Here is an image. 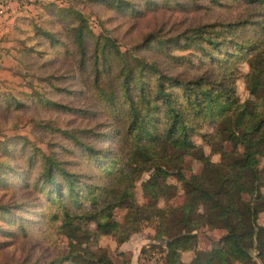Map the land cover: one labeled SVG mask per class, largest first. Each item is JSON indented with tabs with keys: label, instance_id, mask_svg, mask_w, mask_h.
I'll use <instances>...</instances> for the list:
<instances>
[{
	"label": "trees",
	"instance_id": "1",
	"mask_svg": "<svg viewBox=\"0 0 264 264\" xmlns=\"http://www.w3.org/2000/svg\"><path fill=\"white\" fill-rule=\"evenodd\" d=\"M111 1L117 10L130 2ZM209 1L236 2L242 12L230 21L197 23L171 34L148 33L142 43L124 50L112 36L101 33L94 36L87 56L85 37L90 31L86 19L78 10L66 8L73 24L70 37L78 67L83 68L86 58L90 61L92 94L113 109L114 120L123 121L121 131L115 126V135L123 133L127 140L122 158L131 173L123 172L109 152L100 167L110 175L111 183L96 187L84 184L82 191L77 174L68 171L64 162L41 154L32 189L50 207L47 220L56 221L54 230L63 236L66 248L47 262L33 264H130L122 252L113 262L97 245V239L110 235L120 244L138 232L141 222L152 220L162 227L153 239L164 253L163 264H181L180 251L190 249L194 251L190 264H257L250 248L264 264V225L256 224L258 214L264 211V0ZM132 2L143 6L149 1ZM248 26H256L262 35L256 39L257 45L246 46L245 40H237V32ZM34 29L35 35L55 41L53 31L41 26ZM146 43L154 44L176 64L196 55L200 67L190 76L169 73L163 62L141 56L139 49ZM171 50L188 52L176 55ZM243 58L247 64L242 75L247 98L239 102L229 62ZM62 108L79 113L74 107ZM205 123L211 130L201 133ZM69 137L78 148L90 151L79 138ZM195 137L201 142L196 143ZM203 146L209 154L204 153ZM210 154H217L218 160L211 161ZM186 156L200 163L202 178L197 184L183 175ZM142 173L148 177L140 181L143 203L137 205L132 189ZM2 175L0 172L3 187L7 182ZM167 177L174 182H168ZM95 188L102 193L94 194ZM178 194L181 203L172 205L170 200ZM14 205L0 203L1 221ZM115 208L123 211L120 220L113 216ZM41 216L45 219L46 214ZM200 228L223 233L208 250H198L197 235L191 231Z\"/></svg>",
	"mask_w": 264,
	"mask_h": 264
},
{
	"label": "rangeland",
	"instance_id": "2",
	"mask_svg": "<svg viewBox=\"0 0 264 264\" xmlns=\"http://www.w3.org/2000/svg\"><path fill=\"white\" fill-rule=\"evenodd\" d=\"M8 1L7 8L2 6L0 12V172L7 182L6 186H0V203L15 205L3 221L0 220V231L4 232H0V264H33L47 262L66 248L65 239L54 230L56 221L47 220L50 207L44 197L32 189L41 154L52 155L64 162L68 171L77 174L82 191L85 190L84 184L96 187L111 183L110 175L100 167L109 152L113 153L112 159L123 172L131 173V167L122 158L127 140L123 133L115 135V126H119L121 131L123 121L120 122L121 118L114 120L113 109L92 94L90 61L86 58L83 68L78 67L70 37L73 24L66 8L78 10L86 19L90 31L85 37L86 56L90 54L94 36L101 33L112 36L119 49L124 50L142 43L143 36L148 33L171 34L197 23L230 21L242 10L236 2L222 1L218 4L209 0H143L149 1L146 6H137L133 3L137 1L130 0L122 10L112 7L111 0ZM34 26L53 31L55 41L51 43L35 35ZM261 36L256 26L237 32V40H245L246 46L257 45L256 39H262ZM225 48L232 50L230 46ZM139 50L144 59H156L166 64L165 69L169 73L181 72L190 76L200 67L196 55L189 57V61L182 60L176 64L163 56L162 50L157 51L154 44L146 43ZM187 52L170 51L176 55ZM244 58L232 62L230 59L229 62L233 70L234 95L239 102L247 98L242 78L247 71ZM113 70L112 66L111 73ZM49 102L61 107L51 106ZM63 106L74 107L79 113L74 114ZM210 130V125L205 123L201 133ZM71 135L79 138L90 151L78 148L69 137ZM194 141L201 142L198 137ZM203 151L209 154L206 146H203ZM209 157L212 161L218 160L217 154ZM182 172L195 184L201 181L200 163L191 157H184ZM232 172L235 174V170ZM147 177L148 173H142L132 189L137 205L143 203L140 181ZM166 180L174 182L172 177ZM93 192L102 193L98 188ZM243 198L247 200L248 196ZM180 200L176 196L170 202L178 204ZM84 207L87 208L88 203ZM43 213L46 214L45 219H42ZM112 213L120 220L123 211L115 208ZM256 224L264 225V211L258 214ZM161 229V225L152 220L141 222L138 232L145 238H151L147 241L149 244L155 241L153 238ZM219 234L218 230L212 231L211 239ZM205 240L204 245L207 244ZM115 243L110 235L97 239V245L106 250L113 262L120 258L117 250H113ZM141 249L139 264L146 253L145 247ZM249 253L252 260L261 264L253 248Z\"/></svg>",
	"mask_w": 264,
	"mask_h": 264
},
{
	"label": "crops",
	"instance_id": "3",
	"mask_svg": "<svg viewBox=\"0 0 264 264\" xmlns=\"http://www.w3.org/2000/svg\"><path fill=\"white\" fill-rule=\"evenodd\" d=\"M177 196H179V198H181L180 202L178 203V204H180L182 201V196L180 194H178ZM161 205H162V203H161ZM172 205H177V204H172ZM212 231H217V229L207 230L206 228H200L198 230L191 231V234L197 235V237H196V249L208 250L211 247V244L214 241H216L221 236V234L223 233V230H218V231H220V234L218 235V237L215 239H211L210 233ZM150 239L151 238H145L144 234L136 232V233H133L132 235H130L128 240H126L120 244L115 243L113 246L114 247L113 250L116 249L117 252H122L125 255H128V260H129L130 264H139L141 247H145L147 245V241ZM204 239H206L205 240L207 242L206 245H204V242H203ZM193 256H194V251L192 249L182 250V251H180L179 262L181 264H190V261L193 258Z\"/></svg>",
	"mask_w": 264,
	"mask_h": 264
},
{
	"label": "built area",
	"instance_id": "4",
	"mask_svg": "<svg viewBox=\"0 0 264 264\" xmlns=\"http://www.w3.org/2000/svg\"><path fill=\"white\" fill-rule=\"evenodd\" d=\"M7 4H9L8 0H0V9L2 6H5L7 8ZM2 9L0 10V12ZM156 241H152L149 244L145 246L146 253L143 258L142 264H163V256L164 253L156 246ZM154 244V246H151Z\"/></svg>",
	"mask_w": 264,
	"mask_h": 264
}]
</instances>
